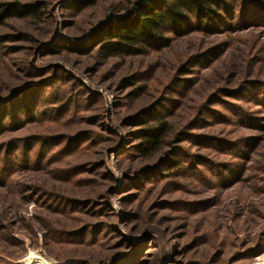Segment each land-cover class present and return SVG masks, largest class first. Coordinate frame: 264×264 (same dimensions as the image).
Wrapping results in <instances>:
<instances>
[{"label": "rangeland", "instance_id": "374dc122", "mask_svg": "<svg viewBox=\"0 0 264 264\" xmlns=\"http://www.w3.org/2000/svg\"><path fill=\"white\" fill-rule=\"evenodd\" d=\"M21 1L41 16L0 26V264H264V0L112 58L92 32L133 0Z\"/></svg>", "mask_w": 264, "mask_h": 264}, {"label": "trees", "instance_id": "16d2710c", "mask_svg": "<svg viewBox=\"0 0 264 264\" xmlns=\"http://www.w3.org/2000/svg\"><path fill=\"white\" fill-rule=\"evenodd\" d=\"M226 9L227 0H133L126 8L109 16L103 26L96 27L91 35L94 42L91 51L97 50L104 58L141 55L148 49L168 44L172 37L167 34L175 37L187 35L196 28H218L219 23H224L221 13ZM29 16H41L33 3L0 0V26L12 18ZM3 119L5 117L0 114V126ZM168 130V124L161 122L140 131L141 153L150 156L161 147ZM178 164L171 160L169 166L176 169Z\"/></svg>", "mask_w": 264, "mask_h": 264}]
</instances>
